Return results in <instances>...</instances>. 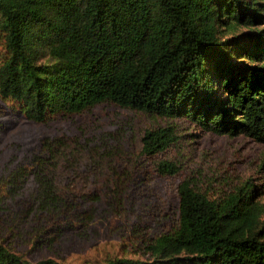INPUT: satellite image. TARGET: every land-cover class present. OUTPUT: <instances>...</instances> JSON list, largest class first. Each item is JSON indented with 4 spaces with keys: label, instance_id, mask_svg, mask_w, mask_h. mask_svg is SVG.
I'll return each instance as SVG.
<instances>
[{
    "label": "trees",
    "instance_id": "trees-1",
    "mask_svg": "<svg viewBox=\"0 0 264 264\" xmlns=\"http://www.w3.org/2000/svg\"><path fill=\"white\" fill-rule=\"evenodd\" d=\"M0 98L37 123L112 103L264 143V0H0ZM179 138L172 125L142 136L159 178L179 174L166 154ZM116 153L43 138L0 182V202L32 181L26 208L52 212L42 233L54 242L73 220L91 219L82 205L103 188L131 181ZM177 197V224L136 249L148 259L104 264H264V203L253 187L212 198L183 178ZM0 264L64 263L0 244Z\"/></svg>",
    "mask_w": 264,
    "mask_h": 264
},
{
    "label": "rangeland",
    "instance_id": "rangeland-1",
    "mask_svg": "<svg viewBox=\"0 0 264 264\" xmlns=\"http://www.w3.org/2000/svg\"><path fill=\"white\" fill-rule=\"evenodd\" d=\"M169 125L180 138L166 154L180 170L177 176L163 179L143 160L141 138L147 129ZM61 135L88 148L115 149L113 164L121 171L124 166L132 167V179L103 188L99 199L82 205L90 209L91 219L73 220L72 230L54 242L42 233L54 222L48 218L52 212H41L37 206L26 208L29 197L35 196L32 181L18 195L3 199L0 244L32 262L54 258L64 264H104L115 257L148 259L136 249L143 239L177 224V186L183 178L212 198L253 187L255 200L264 203V143L244 134L208 132L190 120L148 115L112 103L37 123L13 112L0 98V182L37 149L41 139Z\"/></svg>",
    "mask_w": 264,
    "mask_h": 264
}]
</instances>
